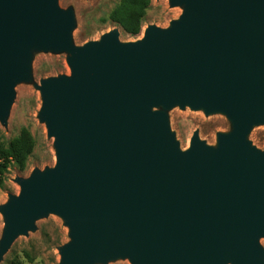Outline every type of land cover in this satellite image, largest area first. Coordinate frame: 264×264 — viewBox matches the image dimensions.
Instances as JSON below:
<instances>
[{"label":"water","instance_id":"obj_1","mask_svg":"<svg viewBox=\"0 0 264 264\" xmlns=\"http://www.w3.org/2000/svg\"><path fill=\"white\" fill-rule=\"evenodd\" d=\"M168 26L122 41L117 27L73 41L75 13L58 0H0V124L36 52L66 53L69 73L41 78L39 122L55 162L15 176L0 204V262L36 221L59 216L57 264H264V0H168ZM178 106L230 122L186 148Z\"/></svg>","mask_w":264,"mask_h":264},{"label":"rangeland","instance_id":"obj_2","mask_svg":"<svg viewBox=\"0 0 264 264\" xmlns=\"http://www.w3.org/2000/svg\"><path fill=\"white\" fill-rule=\"evenodd\" d=\"M118 0H58L61 7L72 6L75 13V28L73 41L79 45L117 27L122 41H132L140 38L148 24L160 27L168 26L170 20L177 18L182 8L169 6L168 0H151V5L146 12L145 21L138 35L126 33L120 26L108 20V13ZM69 73L66 63V53L36 52L32 60V80L19 83L15 87V98L8 116V125L0 124V140L8 142L17 135L22 127H27L35 141V147L28 157L26 168L19 171L16 166H11L6 173L3 187H0V204L7 200L8 193H18L19 186L12 180L15 176H27L34 167L42 169L52 166L55 162L52 138L46 135L44 123L39 122L37 112L40 108L39 91L34 84L41 78ZM171 129L176 134L182 149L189 144V139L194 130H198L199 137L207 144L215 145L216 133L226 132L231 128L227 118L214 113L205 115L202 110L184 109L175 106L168 110ZM248 139L259 149L264 148V124L255 125L248 134ZM3 226L0 214V235ZM68 229L61 218L55 214L36 221V229L29 231L27 236L17 237L9 250L5 253L0 264H11L18 260L22 264H57L59 254L57 247L68 240ZM264 247V238H260ZM26 254L32 259L29 262ZM108 264H130L128 260H115Z\"/></svg>","mask_w":264,"mask_h":264},{"label":"trees","instance_id":"obj_3","mask_svg":"<svg viewBox=\"0 0 264 264\" xmlns=\"http://www.w3.org/2000/svg\"><path fill=\"white\" fill-rule=\"evenodd\" d=\"M150 5L151 0H118L108 13V20L120 26L126 33L136 36L141 31ZM34 147L35 141L27 127H22L7 143L0 140V187H3L6 173L11 166H16L19 171L26 168ZM26 257L32 262L27 254ZM11 264L22 263L14 260Z\"/></svg>","mask_w":264,"mask_h":264}]
</instances>
